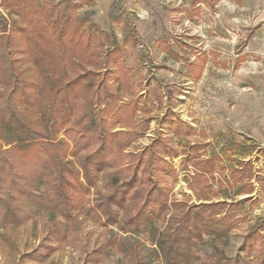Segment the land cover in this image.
I'll return each instance as SVG.
<instances>
[{"label":"trees","instance_id":"trees-1","mask_svg":"<svg viewBox=\"0 0 264 264\" xmlns=\"http://www.w3.org/2000/svg\"><path fill=\"white\" fill-rule=\"evenodd\" d=\"M53 1L1 3L6 16L0 13V230L21 227L48 213L47 234L37 249L25 255L38 263L61 248L67 223L79 214L112 234L86 253L83 264H101L115 249L130 264H158L159 260L202 264L196 248L206 237L219 264H238L222 248L237 227L236 204L201 196L195 205L170 201L172 188L162 179H177V170L167 157L176 158L179 151L163 138L140 151H129L147 130V125L136 128L137 103L124 100L126 94H133V83L124 70L120 75L106 70L101 76L99 67L107 62L99 59L93 42L103 46L106 38L115 45V38L94 30L88 17H73L74 11L91 5L92 0ZM189 4L192 13L198 14L202 5L213 8L215 0H190ZM86 24L89 28L84 30ZM163 43L176 57L173 44ZM115 54L109 50L106 55L114 58ZM22 58L31 64L28 74L20 70ZM111 121L127 130L116 131ZM167 126L179 137L190 131L171 117ZM188 147L183 168L188 161L195 168L191 188L195 189L209 180L215 165L213 158H189V153L203 149L202 144ZM104 174L106 191L101 186ZM171 210L176 216L159 228L157 223ZM260 227L244 238L242 264H264V251L257 248L264 238ZM127 233L155 245L147 248L155 259L144 258L140 251L144 245L138 239L124 244L122 239L132 237L122 236Z\"/></svg>","mask_w":264,"mask_h":264},{"label":"rangeland","instance_id":"rangeland-1","mask_svg":"<svg viewBox=\"0 0 264 264\" xmlns=\"http://www.w3.org/2000/svg\"><path fill=\"white\" fill-rule=\"evenodd\" d=\"M2 1L0 13L5 15ZM92 1L72 15L88 17L94 30L115 38V45L106 38L103 46L93 42L99 59L107 62L105 69L99 67L101 76L106 70L127 73L134 91L124 100L138 105L136 128L147 125L144 137L129 151H140L158 138L179 151L178 157H167L177 170V179H162L172 188L171 202L195 205L201 196L211 202L235 203L237 227L222 248L227 257L242 264L245 236L260 226L264 236V0H215L213 8L202 5L198 14L192 13L190 0ZM87 28L89 24L83 27ZM164 40L173 44L176 57L166 49ZM109 50L116 51L114 58L106 55ZM19 67L25 74L31 72L25 58ZM169 117L187 125L189 134L179 137L171 132ZM110 123L118 132L127 130ZM189 144L204 146L197 154L189 153V158H213L215 165L209 180L195 189H191L195 168L190 161L183 168ZM106 177L104 174L101 181L105 191ZM176 214L171 210L157 226L163 229ZM50 218L43 212L21 227L2 228L0 264H83L86 253L112 237L107 229L77 214L73 224L67 223L61 248L47 261L34 262L25 255L38 248L49 230ZM57 220L65 223L59 217ZM127 235L132 237L122 239L124 244L132 245L138 239L144 245L140 250L144 258L155 259L147 250L155 245L131 233L122 234ZM263 241L258 242V252L264 251ZM196 253L202 264H219L209 237L198 245ZM157 263L163 264L161 260ZM101 264L130 261L115 249Z\"/></svg>","mask_w":264,"mask_h":264}]
</instances>
